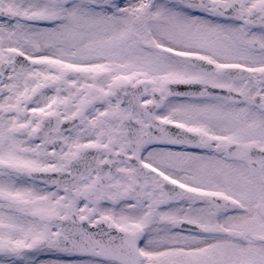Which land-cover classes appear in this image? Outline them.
Segmentation results:
<instances>
[{
	"label": "snow or ice",
	"instance_id": "6c2138e0",
	"mask_svg": "<svg viewBox=\"0 0 264 264\" xmlns=\"http://www.w3.org/2000/svg\"><path fill=\"white\" fill-rule=\"evenodd\" d=\"M0 264H264V0H0Z\"/></svg>",
	"mask_w": 264,
	"mask_h": 264
}]
</instances>
